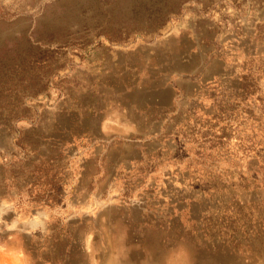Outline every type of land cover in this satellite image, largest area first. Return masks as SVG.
I'll list each match as a JSON object with an SVG mask.
<instances>
[{
  "label": "rangeland",
  "instance_id": "obj_1",
  "mask_svg": "<svg viewBox=\"0 0 264 264\" xmlns=\"http://www.w3.org/2000/svg\"><path fill=\"white\" fill-rule=\"evenodd\" d=\"M180 1L80 54L102 0H0V58L30 39L63 63L0 126V264H264V0Z\"/></svg>",
  "mask_w": 264,
  "mask_h": 264
},
{
  "label": "trees",
  "instance_id": "obj_2",
  "mask_svg": "<svg viewBox=\"0 0 264 264\" xmlns=\"http://www.w3.org/2000/svg\"><path fill=\"white\" fill-rule=\"evenodd\" d=\"M104 7L113 12L112 21L97 23L86 22L73 34L64 38L65 45L82 54L87 45L107 40L112 44L132 42L139 36L154 37L155 32L170 22L182 10L180 0H141L133 6L127 0H102ZM100 20V18H98ZM0 58V126L11 127L15 121L29 119L28 99L37 96L40 91L48 89L53 83V75L63 66L55 48L43 47L32 40L20 42ZM61 59V58H60ZM60 63V64H59ZM33 93V95H32ZM12 98L7 107L2 108L5 99ZM13 102V103H12ZM69 139V138H68ZM59 144V149L66 148L71 142ZM68 143V144H67ZM58 146V144H57ZM53 161L50 158L48 161ZM55 183L54 175L50 181ZM234 219L221 218V224L231 225Z\"/></svg>",
  "mask_w": 264,
  "mask_h": 264
}]
</instances>
